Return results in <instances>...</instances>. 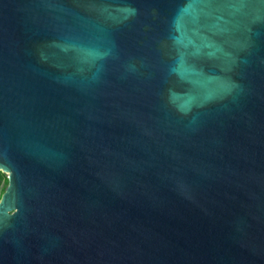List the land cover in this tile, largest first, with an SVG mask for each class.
Segmentation results:
<instances>
[{
  "label": "water",
  "instance_id": "obj_1",
  "mask_svg": "<svg viewBox=\"0 0 264 264\" xmlns=\"http://www.w3.org/2000/svg\"><path fill=\"white\" fill-rule=\"evenodd\" d=\"M0 264H264V0H0Z\"/></svg>",
  "mask_w": 264,
  "mask_h": 264
},
{
  "label": "rangeland",
  "instance_id": "obj_2",
  "mask_svg": "<svg viewBox=\"0 0 264 264\" xmlns=\"http://www.w3.org/2000/svg\"><path fill=\"white\" fill-rule=\"evenodd\" d=\"M9 184V174L0 168V199Z\"/></svg>",
  "mask_w": 264,
  "mask_h": 264
}]
</instances>
